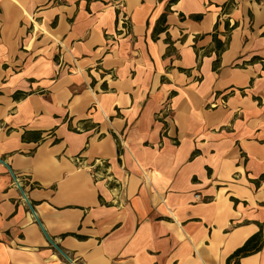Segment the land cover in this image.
Listing matches in <instances>:
<instances>
[{
  "label": "crops",
  "instance_id": "crops-1",
  "mask_svg": "<svg viewBox=\"0 0 264 264\" xmlns=\"http://www.w3.org/2000/svg\"><path fill=\"white\" fill-rule=\"evenodd\" d=\"M0 159V264H264V0H0Z\"/></svg>",
  "mask_w": 264,
  "mask_h": 264
},
{
  "label": "trees",
  "instance_id": "trees-1",
  "mask_svg": "<svg viewBox=\"0 0 264 264\" xmlns=\"http://www.w3.org/2000/svg\"><path fill=\"white\" fill-rule=\"evenodd\" d=\"M162 20H163V17L160 18V21ZM19 94L20 93L18 92L14 93L13 98L18 99ZM120 148L121 147L118 143L117 144L118 152H120ZM262 245H263V237H262V230H260L259 232L251 236L249 239H247L246 242L240 248L236 249L233 252V254L228 258V260H230L231 258L239 259L240 257H244L254 252H257L261 249Z\"/></svg>",
  "mask_w": 264,
  "mask_h": 264
},
{
  "label": "water",
  "instance_id": "water-1",
  "mask_svg": "<svg viewBox=\"0 0 264 264\" xmlns=\"http://www.w3.org/2000/svg\"><path fill=\"white\" fill-rule=\"evenodd\" d=\"M0 162L1 163H3L8 169H9V167H8V165H6V163L3 161V160H1L0 159ZM9 171H10V169H9ZM10 173L12 174V176H13V178L16 180V177L14 176V174L10 171ZM17 185H18V187H19V189H20V191H21V193H22V196H23V198L26 200V203L28 204V206H29V208L33 211V209H32V206H31V204L29 203V201L27 200V198H26V196H25V194H24V191L21 189V187H20V184L17 182ZM50 242L53 244V246L66 258V259H68L69 260V258H68V256L66 255V253L65 252H63L61 249H59L51 240H50Z\"/></svg>",
  "mask_w": 264,
  "mask_h": 264
},
{
  "label": "built area",
  "instance_id": "built-area-1",
  "mask_svg": "<svg viewBox=\"0 0 264 264\" xmlns=\"http://www.w3.org/2000/svg\"><path fill=\"white\" fill-rule=\"evenodd\" d=\"M77 162H78V160H77ZM79 163V162H78Z\"/></svg>",
  "mask_w": 264,
  "mask_h": 264
}]
</instances>
